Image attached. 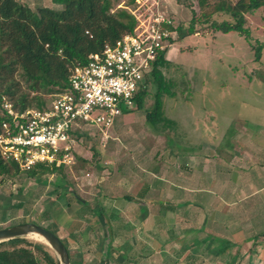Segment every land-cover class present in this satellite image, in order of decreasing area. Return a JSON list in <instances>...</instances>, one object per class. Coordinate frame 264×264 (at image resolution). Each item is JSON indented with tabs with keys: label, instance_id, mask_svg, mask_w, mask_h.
I'll return each instance as SVG.
<instances>
[{
	"label": "rangeland",
	"instance_id": "1",
	"mask_svg": "<svg viewBox=\"0 0 264 264\" xmlns=\"http://www.w3.org/2000/svg\"><path fill=\"white\" fill-rule=\"evenodd\" d=\"M17 1L33 11L62 8L56 0ZM192 1L165 0L166 10L187 27L192 12L199 14L197 6H189ZM126 5V0H120L115 9L128 12ZM214 18L227 20L223 15ZM246 27L248 41L235 32L216 33L209 25H197L194 35L169 45L165 59L170 66L163 73L172 79L174 96L163 97V114L174 126L157 135L146 122L144 110L132 109L105 144L83 140L77 152L85 164L79 161L72 169L63 167L39 180L25 172L3 180L0 229L24 223L48 229L51 220L45 209L49 212L57 195H62L59 204L72 195L88 198L85 194L98 188L99 176L115 172L120 161H126L123 169L130 170L133 158L144 160L146 166L153 157L150 166L159 169L164 163L166 172L180 171L184 163L191 170L196 165L202 172L196 184L200 191L192 196L196 205L143 213V225L139 220L134 224L132 237L141 242L153 235L155 258L127 264H264V7L246 15ZM146 90L144 109L153 104V86L147 84ZM42 98L48 104L53 100L52 96ZM170 138L181 148L169 145ZM230 186L235 189L228 190ZM88 219L82 218L83 226ZM30 237L26 239L46 245ZM222 239L230 241L227 249L220 247ZM159 245L164 249L158 253ZM147 252L152 254L150 247Z\"/></svg>",
	"mask_w": 264,
	"mask_h": 264
},
{
	"label": "trees",
	"instance_id": "2",
	"mask_svg": "<svg viewBox=\"0 0 264 264\" xmlns=\"http://www.w3.org/2000/svg\"><path fill=\"white\" fill-rule=\"evenodd\" d=\"M56 2L62 5L60 10L42 7L33 11L17 0H0V105L5 98L19 111L46 108L50 103H46L42 96L54 97L66 92L71 71L76 66H86L89 56H100L105 47L115 46L135 27V20L129 12L123 8L115 9L120 0ZM126 4L127 7L134 6L135 0H126ZM189 4L197 6L199 14L191 11L187 27L175 21L176 27L169 28L174 32L175 39L168 38L169 44L194 35L197 25H209L216 33L235 32L248 41L250 31L246 27V15L264 7V0H195ZM217 15H223L227 20L217 21L214 18ZM168 48L158 54L146 79V84L150 83L154 89L152 106L144 109V100L149 95L146 89L134 99L133 110H144L146 122L157 135L176 124L163 114V97L174 96L170 90L172 79H166L163 73L170 66L165 59ZM260 51L261 47H258L257 58ZM3 120L0 118V123ZM167 140L169 145L181 148L174 138ZM79 161L86 163L76 156L74 167ZM61 169L64 168L36 165L25 173L39 180L41 176ZM20 172L23 171L17 164L5 162L0 157V187L3 180ZM229 246L230 242L220 241V247L227 249ZM222 251L220 249V253ZM0 264L59 263L46 245L16 238L0 243Z\"/></svg>",
	"mask_w": 264,
	"mask_h": 264
},
{
	"label": "built area",
	"instance_id": "3",
	"mask_svg": "<svg viewBox=\"0 0 264 264\" xmlns=\"http://www.w3.org/2000/svg\"><path fill=\"white\" fill-rule=\"evenodd\" d=\"M166 6L165 0H135L128 11L135 20L133 32L100 56H89L86 66H76L67 91L55 95L46 108L19 111L3 98L1 159L23 172L36 165L72 169L85 138L105 144L116 121L147 88L151 64L170 45L174 32L169 28L176 24Z\"/></svg>",
	"mask_w": 264,
	"mask_h": 264
},
{
	"label": "crops",
	"instance_id": "4",
	"mask_svg": "<svg viewBox=\"0 0 264 264\" xmlns=\"http://www.w3.org/2000/svg\"><path fill=\"white\" fill-rule=\"evenodd\" d=\"M127 116L124 114L120 117L114 128ZM143 161L133 158L130 170H124L122 165L127 166L126 161L122 160L115 172L99 176V186L93 192H86L88 198L72 195L59 204L62 199L60 194L50 203L52 207L49 212L45 209L51 220L47 228H51L49 230H53L67 247L70 264H127L133 259L155 258L154 236L146 235L147 239L141 242L135 240L132 237L136 228L134 224L139 220L142 227V215H147L148 211L157 209L166 212L194 204L192 196L200 191L196 184L202 178V172L197 171L196 165L191 170L184 163L180 171L166 172L164 163L159 169L150 166L154 164L153 157L146 160V166ZM230 189L235 187L230 186ZM54 194L55 191L51 192V197ZM157 194L160 197L155 199ZM172 196L175 198L172 199ZM154 205L159 207L155 208ZM67 207L72 211H66L64 208ZM86 212H91L90 217L86 216ZM82 218H89L85 226L82 225ZM220 241L230 242L226 239ZM149 247L150 255L147 252ZM157 247L158 253L164 249L162 245ZM141 250L145 252L143 256L139 254Z\"/></svg>",
	"mask_w": 264,
	"mask_h": 264
},
{
	"label": "water",
	"instance_id": "5",
	"mask_svg": "<svg viewBox=\"0 0 264 264\" xmlns=\"http://www.w3.org/2000/svg\"><path fill=\"white\" fill-rule=\"evenodd\" d=\"M36 235L55 254L59 264H70L69 254L62 241L51 231L34 223H24L0 229V243ZM31 238V237H30Z\"/></svg>",
	"mask_w": 264,
	"mask_h": 264
},
{
	"label": "bare ground",
	"instance_id": "6",
	"mask_svg": "<svg viewBox=\"0 0 264 264\" xmlns=\"http://www.w3.org/2000/svg\"><path fill=\"white\" fill-rule=\"evenodd\" d=\"M31 237L34 238V239H36V240H40L42 242V239L40 237L36 236V235H33Z\"/></svg>",
	"mask_w": 264,
	"mask_h": 264
}]
</instances>
